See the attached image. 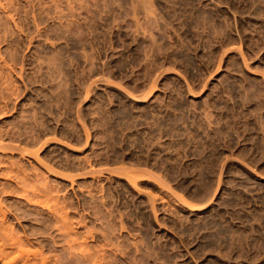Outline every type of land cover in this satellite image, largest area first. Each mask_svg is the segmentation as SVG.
<instances>
[{
	"label": "rangeland",
	"instance_id": "374dc122",
	"mask_svg": "<svg viewBox=\"0 0 264 264\" xmlns=\"http://www.w3.org/2000/svg\"><path fill=\"white\" fill-rule=\"evenodd\" d=\"M0 107L46 264H264V0H0Z\"/></svg>",
	"mask_w": 264,
	"mask_h": 264
},
{
	"label": "bare ground",
	"instance_id": "6f19581e",
	"mask_svg": "<svg viewBox=\"0 0 264 264\" xmlns=\"http://www.w3.org/2000/svg\"><path fill=\"white\" fill-rule=\"evenodd\" d=\"M3 70V69H2ZM2 72V71H1ZM3 72H4V70H3ZM5 73V72H4ZM3 76V75H2ZM3 78V77H2ZM2 87V86H1ZM6 88V87H5ZM2 89V88H1ZM7 89L8 88H6V91H7ZM10 90V89H9ZM6 93H8V92H6ZM2 94H4L3 92H2ZM5 96V95H4ZM14 105V104H13ZM5 106V105H4ZM7 107V106H6ZM1 108V107H0ZM10 109H11V107H10ZM2 111V110H1ZM15 111V110H14ZM5 112V111H4ZM6 113V112H5ZM10 116V115H9ZM28 124V123H27ZM26 126V125H25ZM17 130V129H16ZM9 131V130H8ZM0 132H2V131H0ZM10 134V133H9ZM7 135V134H6ZM17 135V134H16ZM14 136V135H13ZM37 136V135H36ZM40 136V135H39ZM15 137V136H14ZM23 137V136H22ZM34 137V136H33ZM16 139V138H15ZM20 139V138H19ZM32 139V138H31ZM34 139H37V138H34ZM21 141V140H20ZM32 141H33V139H32ZM38 141V140H37ZM25 142H27V141H25ZM11 143V142H10ZM21 143V142H20ZM34 143V142H33ZM8 144V143H7ZM7 144H4V142L2 141V142H0V153H5V152H18L20 155H30V156H32L33 155V157H35V158H37L36 156H34L35 154H34V152H31L30 150H29V152L28 151H25V149L24 150H22L21 148H23V147H20V148H18V147H15L14 145L13 146H11V145H7ZM17 145V144H16ZM25 145V144H24ZM31 152V153H30ZM36 152V151H35ZM32 154V155H31ZM8 156V155H7ZM5 158V157H4ZM3 158V159H4ZM10 158V157H9ZM39 158V157H38ZM38 158H37V160H38ZM39 161V160H38ZM9 162V161H8ZM1 164V163H0ZM44 164V165H43ZM50 164V163H49ZM8 165V164H7ZM18 165V164H17ZM16 165V166H17ZM41 165H43V166H45V163H42ZM22 166V165H21ZM40 166V165H39ZM42 166V167H43ZM51 166V165H50ZM4 167V166H3ZM10 167V166H9ZM14 167V166H13ZM19 167V166H18ZM1 168H2V166H1ZM0 168V172H1V169ZM18 169V168H17ZM35 169V168H34ZM33 168H32V170H34ZM45 169V168H44ZM46 169H47V167H46ZM53 169V168H52ZM36 170V169H35ZM54 170V169H53ZM4 171H6V170H4V168H3V172ZM25 171V170H24ZM47 171H48V169H47ZM8 172V171H7ZM21 172V171H20ZM19 172V173H20ZM36 172V171H35ZM49 172V171H48ZM6 173V172H5ZM8 173H10V172H8ZM18 173V172H17ZM26 173V172H25ZM31 173V172H30ZM1 176L3 175L4 176V181H8L9 179H10V176L9 175H11V174H9L8 176L6 175V174H0ZM18 175V174H17ZM17 175H15V176H17ZM20 175V174H19ZM25 175V174H24ZM29 175V174H28ZM56 175V174H55ZM0 176V177H1ZM37 176V175H36ZM64 176V175H63ZM66 176V175H65ZM71 176V175H70ZM26 177V176H25ZM25 177H22V178H20V187L18 188V189H20L18 192H19V194L21 193V195H19L17 192H15V193H17L19 196H22V198H24V200L26 201V203L28 204V205H30L32 208L33 207H38V205L39 206H41L42 204H41V202H40V198H39V195H37L36 193H34L33 191H35V189H33V191L31 192V191H28L25 187L27 186L28 187V183H30V182H28V180L26 181V179H25ZM68 177V176H67ZM14 178V177H13ZM18 178V177H17ZM31 179V178H30ZM34 180V179H33ZM44 180H45V178H44ZM18 181V182H19ZM17 182V183H18ZM8 183H9V181H8ZM7 183V184H8ZM32 183V182H31ZM11 184V183H10ZM46 184H48V183H46ZM45 184V185H46ZM1 185V184H0ZM4 187H5V184H2ZM9 185V184H8ZM7 185V186H8ZM12 185V184H11ZM32 186H33V184H32ZM9 187V186H8ZM39 187V186H38ZM37 187V188H38ZM49 187V186H48ZM12 188H14V187H12ZM7 189V187L5 188V190ZM39 189V188H38ZM44 189V188H43ZM52 189V188H51ZM1 191H2V189H1ZM15 191H17V190H15ZM55 191V190H54ZM53 191V192H54ZM37 192V191H36ZM42 192V191H41ZM40 192V193H41ZM44 192V191H43ZM50 192V191H49ZM4 193V192H3ZM7 193V192H6ZM9 193H10V191H9ZM45 193H46V189H45ZM5 194V193H4ZM8 194V193H7ZM12 194V193H11ZM47 194V193H46ZM51 194V193H50ZM52 195V194H51ZM41 196V195H40ZM51 199H52V197H50ZM56 198V197H55ZM41 199H43V198H41ZM46 199H47V196H46ZM48 200V199H47ZM46 200V201H47ZM50 200V199H49ZM44 201V200H43ZM42 201V202H43ZM63 203V202H62ZM4 204V203H3ZM46 204V203H45ZM60 204V203H59ZM0 205H1V202H0ZM20 205V204H19ZM22 205V204H21ZM24 205H25V203H24ZM10 206V205H9ZM18 206V205H17ZM56 206V205H55ZM59 206V205H58ZM10 207H12V206H10ZM42 207H44V206H42ZM61 207V206H60ZM65 208V207H64ZM16 209H18L19 210V208H16ZM22 209V208H21ZM20 209V210H21ZM27 209V208H26ZM45 209V208H44ZM61 209H63V208H61ZM7 210V209H6ZM53 210V209H52ZM65 210V209H64ZM12 212V211H11ZM10 212V213H11ZM16 212V211H15ZM22 212V211H21ZM64 212V211H63ZM62 212V213H63ZM54 213H55V211H54ZM57 213V212H56ZM55 213V214H56ZM13 214V213H12ZM39 214V213H38ZM51 214V213H50ZM58 214V213H57ZM66 214V213H65ZM22 215H24V214H22ZM8 216L9 217H13L15 220H18L20 217L22 218V216H21V214H20V211L18 212H16V213H14L12 216H10V215H8V211L6 212L5 211V209L3 210V208L0 206V262H2L1 264H39V262H41L40 264H43V262H45L44 264H46V256L44 257L43 255H42V253H41V251L42 250H39L40 252L39 253H41V255L38 253V250H36V248H35V250H34V248L33 249H31L32 248V243H28L22 236H20L19 234H17V233H19V232H15L14 230H13V228H12V226L10 225L9 226V224H10V222H8L7 223V221H8ZM16 216V217H15ZM50 216V215H49ZM53 217H54V215H52ZM62 217V215H59V217L58 218H61ZM63 216H64V213H63ZM65 216H67V215H65ZM25 217V216H24ZM12 218V219H13ZM26 218V217H25ZM55 218H56V216H55ZM30 219V218H29ZM64 219H65V217H64ZM44 220V219H43ZM57 220V219H56ZM55 220V221H56ZM58 220H60V219H58ZM66 220V219H65ZM64 220V221H65ZM47 221V220H46ZM62 221L63 220H61V222L60 223H62ZM63 221V222H64ZM69 221V220H68ZM68 221H66V222H68ZM65 222V223H66ZM48 224H49V222H48ZM54 224H55V222H54ZM53 224V225H54ZM67 224V223H66ZM42 225V224H41ZM46 225V224H45ZM50 225V224H49ZM57 225V223L54 225V226H56ZM61 225V224H60ZM68 225V224H67ZM67 225H66V227H67ZM50 226H52V225H50ZM50 226H48V227H50ZM53 226V227H54ZM59 227V226H58ZM63 227H65L64 225H63ZM65 227V228H66ZM71 226L69 225V228H70ZM21 228V227H20ZM52 228V227H51ZM68 228V227H67ZM67 228L64 230V232L67 230ZM46 229V228H45ZM57 229V228H56ZM62 229H64V228H62ZM31 230H32V228H31ZM40 230V229H39ZM59 230H60V228H59ZM69 230V229H68ZM67 230V231H68ZM72 230V229H71ZM30 231V230H29ZM48 231H50V229L48 230ZM60 231H62V230H60ZM39 233H40V231H38ZM37 232V233H38ZM43 232V231H42ZM64 232H62V233H64ZM69 232V231H68ZM22 233V232H21ZM33 233V232H32ZM31 233V234H32ZM60 233V232H59ZM28 234V233H27ZM45 234V233H44ZM66 234V233H65ZM25 235V234H24ZM62 235V234H61ZM66 235H70V234H66ZM35 236V235H34ZM55 236V235H54ZM65 236V235H64ZM27 237V236H26ZM25 237V238H26ZM66 237V236H65ZM65 237H61V238H65ZM69 237H71V236H69ZM69 237H67L68 238V241H69ZM55 237H53L52 239H54ZM73 238V237H72ZM75 238V237H74ZM57 239V238H56ZM51 241V240H50ZM53 242H54V240H52ZM60 241V240H59ZM63 241H64V239H63ZM72 241V240H71ZM76 240L74 239V242H75ZM77 242V241H76ZM48 243H51V242H48ZM66 244H69V243H67V242H65ZM29 244L31 245V248H30V246H29ZM74 244V243H73ZM76 244H78V243H76ZM55 245V244H54ZM72 245V244H71ZM75 245V244H74ZM82 245V244H81ZM70 246V245H69ZM68 246V247H69ZM83 246V245H82ZM82 246H81V248H82ZM34 247V246H33ZM78 247H79V245H78ZM78 247H77V249H78ZM41 248V247H40ZM70 248H72V246L70 247ZM75 248V247H74ZM80 248V247H79ZM86 248V247H85ZM41 249H43V248H41ZM69 249V248H68ZM52 250V249H51ZM72 250V249H71ZM70 250V251H71ZM74 250V249H73ZM83 250V249H82ZM69 251V250H68ZM69 251V254L72 252H70ZM84 251V250H83ZM86 251H87V249H86ZM64 252H66V251H64ZM77 252V251H76ZM78 252H80V250H78ZM68 253V252H67ZM85 253H87V252H85ZM88 254V253H87ZM86 254V255H87ZM91 254V253H90ZM90 254H88V255H90ZM72 255V254H71ZM79 255H80V253H79ZM78 255V256H79ZM92 255H94L93 253L91 254V256ZM39 256H41L43 259H41V258H39ZM76 256H77V254H76ZM75 256V257H76ZM90 256V257H91ZM70 257V256H69ZM88 257V256H87ZM92 257H94V256H92ZM71 258V257H70ZM81 258H86V257H81ZM39 259H41V260H39ZM48 259V258H47ZM94 259V258H93ZM56 260H58V259H56ZM83 260V259H82ZM95 260V259H94ZM65 261H66V259H65ZM85 261H87L88 262V260H85ZM93 261V260H92ZM60 262V261H59ZM64 262V261H63ZM90 262V261H89ZM95 261H93L92 263H94ZM91 263V264H92ZM49 264H51V263H49ZM77 264V263H76ZM95 264V263H94Z\"/></svg>",
	"mask_w": 264,
	"mask_h": 264
}]
</instances>
